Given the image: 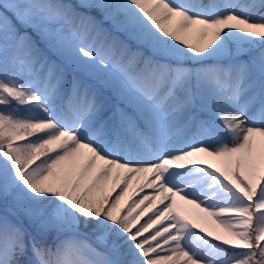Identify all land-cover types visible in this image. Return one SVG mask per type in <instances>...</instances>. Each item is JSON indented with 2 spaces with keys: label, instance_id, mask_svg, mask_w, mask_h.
<instances>
[{
  "label": "snow or ice",
  "instance_id": "snow-or-ice-1",
  "mask_svg": "<svg viewBox=\"0 0 264 264\" xmlns=\"http://www.w3.org/2000/svg\"><path fill=\"white\" fill-rule=\"evenodd\" d=\"M0 264H264V0H0Z\"/></svg>",
  "mask_w": 264,
  "mask_h": 264
},
{
  "label": "rangeland",
  "instance_id": "rangeland-1",
  "mask_svg": "<svg viewBox=\"0 0 264 264\" xmlns=\"http://www.w3.org/2000/svg\"><path fill=\"white\" fill-rule=\"evenodd\" d=\"M3 211H4V210H1V209H0V214H2V213H3Z\"/></svg>",
  "mask_w": 264,
  "mask_h": 264
}]
</instances>
